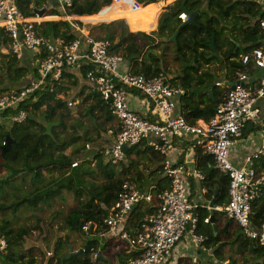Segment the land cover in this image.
<instances>
[{"label": "trees", "instance_id": "16d2710c", "mask_svg": "<svg viewBox=\"0 0 264 264\" xmlns=\"http://www.w3.org/2000/svg\"><path fill=\"white\" fill-rule=\"evenodd\" d=\"M73 1L71 13L78 15L99 13L112 3V0ZM137 1L149 4L144 6L148 7L158 0ZM206 1L176 0L161 13L157 33L144 32L145 22L134 18L135 10L125 7L129 12L126 19L130 27L138 32L132 31L124 20L100 23L91 28L93 37L109 41L110 51L124 57L132 73L148 78L169 76L176 86H180L184 90L181 96L182 115L190 124L200 119L210 120L223 96L222 89L216 85L219 77L213 70L216 66L210 69V65L220 64L224 68L231 65L229 74L232 75L235 71L252 73L256 69H250V64L243 65L238 60L241 55L249 54L256 48L264 49V31L260 27V20L264 18V0H232L238 4L237 11L229 4L231 0H216L215 6L224 8L227 17L217 30L210 32L215 36L218 58L198 55L189 62H183L176 72L170 71L165 60L170 45L177 43L178 36L186 30L193 34L203 31L200 19L206 13ZM16 3L23 14L31 16L33 4L43 7L46 0H16ZM183 7L199 12L196 24L181 27L183 22L179 15L184 11ZM51 11V14L60 13ZM115 18H118L117 14L100 20ZM156 24L157 20L148 31L156 28ZM38 29L39 34L51 42L62 38L69 43L81 36V32L65 20L45 21ZM176 32L178 35L173 39ZM9 44L10 37L0 28V86L5 77L15 84L0 87V94L21 89L32 80H37L40 63L49 54L48 49L42 46L38 53L27 55L28 59L25 56L23 60H18L11 51L2 52L9 48ZM89 67L85 63L79 75L74 74L77 69L66 67L59 82H45L28 103L21 106L28 113L24 122L10 120L17 110L5 113L9 116L5 119V128L0 129V236L8 242L7 253L1 258L4 264H113L112 259L100 256L101 251L106 254L107 248H102L99 240L90 239V236L106 232L103 220L116 202L123 183L136 181L144 189L145 178L143 170L134 161L112 164L106 150L97 145L108 129L117 128L119 122L112 113L111 102L89 90L87 82H84ZM81 83L84 84L82 90L71 100L66 98L68 87H79ZM53 84L54 90L51 89ZM70 101L76 104L70 106ZM248 124L243 129L245 136L256 130ZM8 135L11 137V150L3 152L2 146ZM88 143L93 145L91 149L87 148ZM143 145L137 152L151 154L148 150L153 148ZM136 149L137 146L130 150ZM202 151L199 152L206 173L204 184L209 190L207 196L211 198L216 188L218 193L213 204L226 203L229 199V176L216 167L210 155ZM156 159L165 160L163 156H156ZM75 160H80V163L72 167ZM163 164L152 175L163 172ZM254 167L258 173L264 174V158L255 162ZM170 187L171 181L165 176L158 178L149 190L157 195ZM68 194L75 200L72 205L68 202ZM159 205L160 201L155 200L136 206L130 214L127 230L133 232L145 217L157 211ZM198 211L200 221L197 232L206 237L198 248H213L216 255V260L201 261V264H218L220 261L264 264V244L246 237L233 219L223 212L214 211V221L205 223L204 219L212 216V209L199 207ZM23 214H26L24 218ZM251 219L257 227L264 224V184L261 194L252 203ZM86 223H90L88 232L83 230ZM56 232L59 234L53 242ZM75 232L83 237L85 245L78 248L83 250L82 254L69 258L70 248L78 250L71 240V234ZM124 249L114 254L119 264H128L129 259L138 254H126L127 249ZM48 251L51 253L49 258ZM176 264H196V261L193 257L184 256Z\"/></svg>", "mask_w": 264, "mask_h": 264}, {"label": "built area", "instance_id": "2783aa9c", "mask_svg": "<svg viewBox=\"0 0 264 264\" xmlns=\"http://www.w3.org/2000/svg\"><path fill=\"white\" fill-rule=\"evenodd\" d=\"M160 1H164L162 8L165 9L176 0H158L155 3ZM58 2L61 13L56 19L70 22L75 30L81 32L80 37L69 43H65L62 38L51 42L39 34V25L49 19L45 15L39 16L33 11L31 16H27L21 12L16 0H0V28L10 37L9 49L17 59L23 60L26 51L32 55L38 53L42 46L49 51L40 63V76L37 80H32L21 89L0 94V129L5 128V119L9 116L5 113H12L13 110H17L10 116L13 122L21 123L27 119L28 113L21 106L26 105L45 82L55 84L61 80L66 67L78 70L86 63L90 66L86 73L89 90L111 102L112 113L119 122L117 130L112 129L108 133L115 136L112 146L106 149L112 164L125 162L128 152L125 148L129 150L145 143L165 153L166 144L172 136L192 135L199 148L212 156L216 167L230 179L228 201L212 209L233 219L246 237L264 244V224L257 227L251 219L252 203L261 194L264 184V174L258 173L254 165L263 153L259 151L246 156L241 166L235 165L230 159L231 151L242 137L246 124L256 119L260 113L257 104L264 97V75L256 76L255 72H264V49L256 48L251 53L240 56L239 63L250 64V69L256 70L252 73L237 72L230 85L224 89L211 119L190 124L184 116L176 113V97L184 93L180 86H176L168 76L148 78L143 74L132 73L130 68L124 70V57L110 51L109 41L87 35L83 25L86 22L115 20H124L129 25L125 18H95L116 5L137 11L149 4L144 5L137 0H112L99 13L78 15L71 13L73 0ZM179 17L185 22L189 15L183 11ZM260 27L264 31V18L260 20ZM216 85L222 84L218 81ZM132 90L142 93L148 99L153 106L155 119L145 118L131 110L129 92ZM75 104L73 101L69 102L70 106ZM152 137L157 138L156 141ZM86 146L92 148L90 143ZM79 163L80 160H75L72 167ZM182 170V167L173 165L169 159L164 160L163 173L169 177L171 187L157 195L141 188L136 181L128 180L123 183L116 202L103 220L107 230L101 236H116L123 248H132L138 252L137 256L129 259L128 264H166L185 236H189L196 246L205 242L204 234L197 232L199 205L189 196ZM195 174L205 178L198 171ZM155 200L160 201L157 211L145 217L133 232L127 230L130 214L136 206ZM210 220L211 216H208L204 222L208 223ZM89 229L90 223L84 224L83 230L88 232ZM7 249L6 238L0 236V264H4L1 258L7 253ZM218 264H228V261H220Z\"/></svg>", "mask_w": 264, "mask_h": 264}, {"label": "crops", "instance_id": "0c3cea01", "mask_svg": "<svg viewBox=\"0 0 264 264\" xmlns=\"http://www.w3.org/2000/svg\"><path fill=\"white\" fill-rule=\"evenodd\" d=\"M163 4L164 3L162 2L161 4L156 3L154 5L156 7H162ZM44 6H46V12L44 15L47 18H49L48 21L57 20L56 17L59 16L61 13V8H60V4H59L58 0H46V4ZM44 6L43 7H37V8L43 9ZM161 9L162 8H160L158 12H160ZM51 10H57L58 13L59 12L60 13L59 14H51V13H53ZM158 21H159V19H158ZM153 22H155V21H153ZM158 25H159V23L157 22V27H158ZM149 29H150V27L148 28V30ZM154 31L157 33L158 28H157V30H153L152 32H154ZM134 32H136V31H134ZM87 35L93 36L91 34V30L87 31ZM212 38H214V42H215L214 34L212 35ZM239 46H240V43L237 45V48ZM210 47H211V43H210ZM211 49H212V47H211ZM216 49H217V47H216ZM212 52H213V55H212V57H213V56H215L213 49H212ZM30 54H31L30 52H27V51L25 52L26 59H28L27 55L30 56ZM218 54H219V52H218ZM206 57L209 58V56H206ZM229 65H230V63H229ZM213 66H216V68L213 69L212 68ZM127 68H130V65H128L125 62L123 69L127 70ZM209 68L213 69L214 73L219 76L216 81L221 82L222 85L219 87L222 89V93H223L224 89L228 85H230V83L233 81L236 71L234 72L233 75L229 74L231 72V69H232L231 65L229 66V68H224V67H221L220 64H215V65L211 64ZM80 70L81 69L74 70V74L75 75L81 74V72H79ZM255 74H256V76L264 75V72L256 71ZM84 82L86 83V80ZM210 91L212 92L211 89L208 90L209 93H210ZM183 94H180L176 97V102H177L176 113L180 114V115H182L181 96ZM129 104H130L131 110L136 111L141 116L148 118V119H151V120L156 118V116L153 112V106L150 104L148 99L142 93L134 91V90L130 91L129 92ZM257 105L260 108V113L256 119L249 121V124H248V127L252 125L256 130L254 132H251L250 135L249 134L247 136L242 135V137L238 140L236 147H234L232 149L231 154H230V159L237 166H241L244 164L246 156L257 153L259 151H261L263 154H260V156L258 157V159L255 162H257V161L259 162L260 159L264 158V97L260 98L258 100ZM200 121H204V120L200 119L198 122H200ZM197 123H195V124H197ZM117 128H118V126H117ZM117 128H114V127L109 128L108 131L103 135V138L100 139V141L97 145L102 146L105 150L110 148L112 146L114 140H115V136L109 135L108 133L112 129L114 131H116ZM247 129L248 128H246V130ZM152 138L154 141H156V139H157L155 137H152ZM143 144H145V143L138 145L136 151H131L130 150L131 148L129 150H127L128 152L130 151L131 153H130V155L127 154V158H126L125 162L126 161H127V163L131 162L130 158L132 159L133 157L138 156L140 154L141 155L142 154L148 155L150 157V159H152L150 161L151 163H149V167H146V166L140 167L139 166L140 169L143 170V172H144V178H145L144 189L149 190V189L153 188V185L156 183L158 178L165 177L163 172H158V173L152 175V172L155 169H157L159 165L164 163V161L162 162V161H159L158 159H156V156H163L165 160L169 159L173 165L183 168L182 171L184 174L185 182H186L188 192H189V196H190L191 200L194 203L198 204L200 208L201 207H207L211 211L212 208H211L210 204H211V202H213V200L216 196H215V193H214V195H212L211 198H209L207 196L209 193V190L204 184V181L206 178L202 179L201 177H199L195 174V171H198V172L206 175L205 171L202 168L203 163H201V161H200V157H202V156H201V153L199 151H201L202 148H199V146L196 144L195 138L192 135L183 134L181 136H176V135L172 136L170 139V142L166 144L167 151L165 153L159 152V151L155 150L154 148L152 149L153 151L148 150V152H151V154H146V153H142V152L138 153L137 151H139L141 149V147H144ZM215 206H217V205H214L213 207H215ZM214 211H218V210L214 209L213 212L212 211L210 212V215L212 213L214 215ZM218 212H221V211H218ZM236 226L237 225L235 224L234 227L236 228ZM97 236H99L100 241H101V238H103V237L107 238V243L105 245L101 244L100 241L99 242H100V245L102 248H104V247L107 248L106 254H112L111 257H108V256H106V254H104L101 251L100 256L104 257L106 260H108L109 258L112 259L113 264H119V260H117V258L114 257V254L116 252L117 253L121 252L119 250L121 248H123L121 246L120 239L116 236H106V235L101 236V234H99ZM97 236H95V237H97ZM125 249H127V248H125ZM78 250H80V249H78ZM174 251L175 252H173L172 258L166 264H176L178 262L179 258L184 257V256L193 257V260H195V261L199 260L198 262H201V261L204 262L206 260H209V261L210 260H212V261L216 260V255L214 254L213 248H206L205 246L198 248V246H196L191 241L189 236H185L183 238V240L176 246ZM113 252H114V254H113ZM130 252H137V251L132 249V248H128L126 251V254H128Z\"/></svg>", "mask_w": 264, "mask_h": 264}, {"label": "rangeland", "instance_id": "374dc122", "mask_svg": "<svg viewBox=\"0 0 264 264\" xmlns=\"http://www.w3.org/2000/svg\"><path fill=\"white\" fill-rule=\"evenodd\" d=\"M162 2L164 3V1H162ZM211 2H213V5ZM216 3H217L216 0H207L205 2L204 7L206 10V13L200 19V22L203 24V31L200 32V34H198L196 32H194V34H193L192 31L186 30L185 32L181 33L178 36L177 43H172L170 45V50L168 51V54L165 56V60H166V65L168 66V69L170 71H172L173 73L177 71V69L180 67V65L183 62H189L195 56L201 55V56H209V58H212L213 52H212V49L210 47V43L212 41V37H211L212 35H210L211 34L210 32L217 30L221 26L222 22L225 21L227 18V17H225L224 8L215 6ZM229 4H231V6L232 5L234 6L233 9H236V7L238 5L236 3V1H232V0L230 1ZM160 8H162V7H158V8H154V9H152V8L147 9V14L149 16V19L146 21L143 20L145 22V24L147 25L145 28L146 31H144V32L151 33L153 30H157L158 27L156 24V28H154L153 30L147 31L148 28L153 23V21L157 20V22H158L160 14L163 12V9H164V8H162L161 12H158ZM125 9H124V7H120L119 5H116V6H113V8L104 12L103 14H100L95 19H98V20L104 19V18H107L108 16H110L112 14H117L118 18H125L126 19V16L129 14V12H126ZM236 11H237V9H236ZM230 13H231V11H230ZM231 14H233V13H231ZM110 22H113V21H98V23L97 22L96 23L86 22V23H83V25L85 26L86 30L88 31V30H91L92 27L98 26L100 23H110ZM131 29L136 30L134 28H131ZM226 33H228V32H226ZM9 51H10L9 48L2 50V52H5V53H8ZM217 54H218V51H217ZM0 58H1V55H0ZM215 58H218V55ZM178 59H181V60L179 61ZM11 85L14 86L15 84H13L12 81H10V78L8 79V77H5L2 79V85L0 87L11 86ZM83 86H84L83 83H81L79 87L69 86L68 87L69 95L66 96V98H68L70 100L72 98H74L76 93L82 90ZM130 160H133L140 167H144V166L149 167V163H151L150 161L152 159H150V157L148 155H144V154L141 155L140 154L138 156L133 157L132 159L130 158ZM125 163H127V161ZM67 199H68L69 204L72 205L75 203L74 198L70 197V194L67 195ZM21 216L24 218V216H26V214H23ZM58 234H59L58 232L55 233V235H54L55 237L53 238V242L55 241V238ZM60 234H63V233L60 232ZM87 237H89V236H87ZM90 239H98L99 240V236H97V237L90 236ZM71 240H72L74 247L76 249L85 245L83 237L77 232L71 234ZM100 242H101V244L105 245L107 243V238H104V237L101 238ZM43 251L46 252V248H44ZM48 252H47V258H49L51 256V253L50 252L48 253ZM113 254H114V252H113ZM106 256L111 257L112 254H106ZM198 261H196V262H198ZM200 264H201V262H200Z\"/></svg>", "mask_w": 264, "mask_h": 264}, {"label": "water", "instance_id": "95a60500", "mask_svg": "<svg viewBox=\"0 0 264 264\" xmlns=\"http://www.w3.org/2000/svg\"><path fill=\"white\" fill-rule=\"evenodd\" d=\"M33 8H34V13L38 14L39 16H43L45 14V12H46V8L39 9V8H37L36 4H33ZM183 8H184V11L186 13H188L189 18H188L187 21L182 23L181 27H184L185 25H188V24H196V18L198 16L199 12L197 10L190 11V10H188L185 7H183ZM177 35H178V32H176L174 34L173 39H175ZM164 39H166V38H164ZM211 47H212V49L214 51V55L217 56V49H216V46H215L214 38H212ZM233 87H235V86H233ZM210 93L212 94L211 91H210ZM10 142H11V137L8 135L4 145L2 146L3 152H6L7 150H11V143ZM125 149H126V151L128 150V148H125ZM217 193H218V189H215V196L217 195ZM210 206H211V208H213V206H214L213 202H211ZM212 212H213V209H212ZM211 220L214 221L213 213H212V216H211ZM215 230H217L216 226H215ZM82 252H83V250L73 251V249L70 248V256H69V258H71L72 256L77 255V254H82Z\"/></svg>", "mask_w": 264, "mask_h": 264}, {"label": "bare ground", "instance_id": "6f19581e", "mask_svg": "<svg viewBox=\"0 0 264 264\" xmlns=\"http://www.w3.org/2000/svg\"><path fill=\"white\" fill-rule=\"evenodd\" d=\"M148 8L154 9V8H158V7H156L155 5H150V6L144 7V8L141 7L139 10L134 11V18L139 19V20H145V21L148 20L149 19V16L147 14Z\"/></svg>", "mask_w": 264, "mask_h": 264}]
</instances>
